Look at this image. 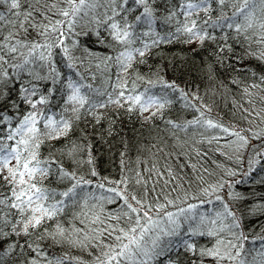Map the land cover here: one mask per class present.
Instances as JSON below:
<instances>
[{"label":"snow or ice","instance_id":"snow-or-ice-1","mask_svg":"<svg viewBox=\"0 0 264 264\" xmlns=\"http://www.w3.org/2000/svg\"><path fill=\"white\" fill-rule=\"evenodd\" d=\"M153 2L0 0L7 13L0 11V246L6 245V248H0V264H5L4 257L17 253V249L20 250L17 254L25 257L23 264H84L79 257L68 253L51 255L50 250L43 247L47 241L54 246L67 244L79 249L88 248L94 242L100 254L92 264H156L174 249L177 259L168 257L166 264H179L181 250L191 254L190 264H205L206 260L211 264H264V243L245 252L244 242L249 237L243 230L241 209L235 207L247 199L244 193L234 190L235 185L242 182L240 180H221L201 189L198 196L185 192L183 196L170 198L171 193L165 194L164 188L171 180L157 170L151 189L147 188L148 181L142 177L137 179V184L145 186V191L139 196L127 190V178L109 181L106 177L94 185L104 194L98 197H92L91 193L81 196L86 186L93 185V180L78 175L76 170H70L65 165H75L77 169L82 163L91 165V145L82 146L69 141L61 149L50 151L48 156H41L40 148L45 140L58 141L72 129V120L65 118L63 112L59 119L46 114L53 89L41 94L36 83L51 80L55 85L59 82L61 73L56 67V55L66 58L68 68L75 67L73 50L79 41L73 40L69 45L66 41L71 36L94 33L98 43H107L110 38L114 44H109V47L119 45L123 48L114 58L97 57L88 49L84 51L88 56L104 62L114 59L123 72L133 67L137 57L140 58L139 63H144L146 54L161 43H172L182 36L183 43H196L202 47L205 41L217 40V29L225 33L222 37L225 43L218 46V57L226 50L231 51V45L226 43L228 35L225 30H232L236 37L243 36L245 40L264 46V0H180L179 13L173 9L162 18L165 24L171 25L173 21L176 24L174 31H168L163 36L154 28L157 16ZM229 6L233 9L231 15L225 12ZM137 9L142 10L134 16L133 22H129L128 15ZM178 14L183 19H176ZM138 27L140 31H137ZM145 28L147 30H143ZM30 29L40 39H29ZM101 29L106 36H102ZM138 42L141 46L134 47ZM257 59L264 61V52ZM37 69L46 70V74L41 75ZM161 71L157 69L155 72L156 79L145 80L144 76L137 75L136 80L144 84L140 91L136 80L131 82V88L127 80H121L115 86L118 89L115 98L108 93L104 102L91 101L81 91L83 85L69 78L65 104L71 106L76 120L80 119V110L86 104L89 110L115 105L117 108L126 107L129 113L138 112L145 120L157 116L163 118L165 110L173 103L169 98L170 92H178L186 102L185 107L195 108L188 102V94L175 81H166ZM25 72L31 77L27 83L21 77V73ZM253 76L255 82L243 89L249 95L250 89L264 90V74L257 76L253 73ZM17 81L20 82L19 97L14 100L11 92ZM157 88L159 91H154ZM21 105H26L27 110L22 111ZM13 109L14 114H9ZM68 110L65 107L63 111ZM196 111L199 116L183 125L173 120L167 123L182 130L192 125L218 129L235 138L228 143L235 145L238 152L251 145L254 157L244 173L245 176L250 175L254 165L264 159V129L255 132L251 129L237 130L205 119L204 112L199 108ZM93 114L99 122L100 115ZM245 131L250 135L242 134ZM253 140L260 141V144H251ZM82 152L88 153L87 161L77 159ZM237 160H240L239 156ZM226 174L235 177L237 172L229 170ZM90 175L96 177L98 173L92 168ZM167 176L175 179L170 170ZM161 181L164 188L157 192L155 185ZM106 184L113 186L106 187ZM61 186L62 190H59ZM90 198H94L96 203L89 205ZM190 199H198L199 203H189ZM214 203L217 207L213 215L197 212L200 206ZM105 204H117L118 207L115 211L106 212ZM69 206L80 207L78 216L74 218H88L87 233L84 228L74 225L66 228L60 223L59 217ZM246 214H264V203L249 206ZM52 221H55L54 227L49 223ZM80 223L83 224L84 220ZM225 232L232 239H225ZM195 237H209L215 242L210 247L199 245ZM254 239L264 241V236ZM248 255L251 259L246 258Z\"/></svg>","mask_w":264,"mask_h":264},{"label":"trees","instance_id":"trees-1","mask_svg":"<svg viewBox=\"0 0 264 264\" xmlns=\"http://www.w3.org/2000/svg\"><path fill=\"white\" fill-rule=\"evenodd\" d=\"M179 3L180 0H154L152 3L157 16L154 28L162 36L168 31L175 30V21L168 25L163 22L162 18L173 9L179 13ZM141 10L137 9L135 13L129 14V22H133L134 16L138 15ZM0 11L6 13V6L0 5ZM232 11L231 6L225 8V12L229 15ZM176 19H183V17L178 14ZM140 30L138 27L137 31ZM79 31L78 27L77 32ZM100 31L102 36H106L103 29ZM225 32L228 35L226 43L231 45V51L226 50L225 53H220L219 57L218 46L225 43L222 39L225 33L217 29L215 32L217 40L205 41L202 47L196 43H183L182 36L172 43H161L146 54L143 58L144 63H139L140 58L137 57L128 72H123L114 59L104 62L102 59L90 57L85 53L84 50L88 49L96 53L97 57L112 56L114 58L123 48L119 45L109 47V44H114L110 38L107 43H98L94 33L88 36L69 37L66 41L69 45L73 40L79 41L73 50V55L76 57L75 67L68 68L66 58L63 55H56V67L61 73L59 82L55 85L51 80L36 83L41 94H47L48 89H53L50 102L46 106V114L59 119L63 112L65 118L72 120V129L66 137L58 141L45 140L40 148L41 156H48L50 151L61 149L69 141L82 146L91 145L93 160L91 165L82 163L78 169L75 165H65L70 170H76L78 175L93 180V185L86 186L81 196L91 193L92 197H98L104 194L103 190L94 187L104 177L109 181L127 178V190L139 196L145 191V186L137 184V179L142 177L148 181L147 188L151 189L153 181L156 180L157 170L163 172L165 178L170 179L171 183L164 188L161 181L155 185L156 190L159 192L161 188H164L165 194L171 193L170 198H175L177 195L183 196L185 192L190 196H198L201 189L221 180H240L242 182L236 184L234 190L244 193L247 199L235 207L241 209V215L244 216L243 230L249 237L244 242L245 252L259 248L264 241L254 238L264 236V214L251 216L246 213L249 206L264 203V159L254 165V170L250 175L245 176L244 173L249 169V161L254 157L251 145L248 149L238 152L235 145L228 143L235 138L226 136L218 129H205L192 125L182 130L173 128L167 123L168 120H173L183 125L199 116L200 113L196 111V108H199L204 112L205 119L218 121L237 130L251 129L255 132L264 129V90L250 89L251 95L243 91L246 86L255 82L253 73L257 76L264 74V61L257 59L260 53L264 52V46L245 40L243 36L236 37L232 30H225ZM28 38L40 39L31 29ZM142 39L148 40L149 38L142 37ZM140 46L139 42L134 45V47ZM250 53L255 55H250ZM157 69L162 70L160 74L166 81H175L178 87L188 94V102L196 107H185L186 102L180 98L179 93L170 92L169 98L173 103L165 110L163 118L157 116L151 120H145L138 112L129 113L126 107L117 108L115 105L89 110L86 104L80 110V119L76 120L70 110L71 106L65 104L69 91L66 86L69 78L83 85L81 91L87 94L91 101L104 102L108 98V93H112L113 99L115 98L118 91L115 86L121 80H127L131 88V82L136 80L137 75L144 76L145 80L156 79ZM37 71H40L41 75L46 74V70L37 69ZM9 72H12V69H9ZM21 77L25 83L31 79L26 72L21 73ZM136 83L139 85L138 91L143 90V82L136 80ZM19 84L20 82L17 81L12 88L11 96L14 100L19 97ZM154 91L158 92L159 89H154ZM65 107L69 109L67 112L63 111ZM21 110L26 111L27 106L21 105ZM14 112L13 109L9 114H14ZM93 113L100 115L99 122ZM256 113H259V116H256ZM15 123L14 120L13 126ZM242 134L250 135L247 131ZM213 137H218V139H213ZM251 144L259 145L260 141L253 140ZM237 156L240 157L239 161ZM57 157L59 158L58 153ZM77 159L87 161L88 153H80ZM92 168L98 176L90 175ZM169 170L175 177L174 180L167 176ZM229 170L237 172V175L229 177L226 174ZM52 186L56 187V185ZM111 186L113 185L106 184V187ZM173 189L176 191H172ZM59 190H62V186ZM221 194L223 195V191ZM151 195L150 192V198ZM188 202L198 204L199 200L190 199ZM88 203L91 205L96 201L90 198ZM117 207V204L104 205L106 212L115 211ZM216 207L215 203L205 204L200 206L197 212L211 216ZM79 212V206H69L66 212L61 214L59 221L66 228L74 225L76 228H84L87 233L88 218L83 216L74 218ZM81 220H84L83 224L80 223ZM49 223L55 226V221ZM223 236L225 239H232L227 232ZM194 239L199 245L209 247L215 242L209 237H195ZM43 247L49 249L51 255L68 253L79 257L84 264H92L95 257L100 254V249L95 247L94 242L92 246L85 249L70 247L67 244L54 246L51 241L44 242ZM0 248H6V245ZM175 251L174 249L165 257H161L156 264H166L168 257L177 259ZM19 252L20 250L17 249V253ZM17 253L4 257L5 264H23L24 255ZM190 255L181 250L178 258L179 264H190ZM244 255L242 253V257ZM246 258L251 259V255ZM205 264H211V261L206 260Z\"/></svg>","mask_w":264,"mask_h":264}]
</instances>
